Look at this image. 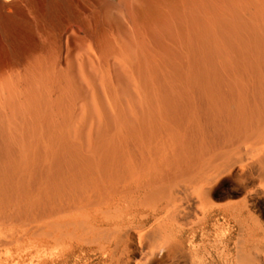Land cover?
<instances>
[{
  "label": "bare ground",
  "instance_id": "6f19581e",
  "mask_svg": "<svg viewBox=\"0 0 264 264\" xmlns=\"http://www.w3.org/2000/svg\"><path fill=\"white\" fill-rule=\"evenodd\" d=\"M249 148L264 0H0V233L171 237L189 170Z\"/></svg>",
  "mask_w": 264,
  "mask_h": 264
},
{
  "label": "rangeland",
  "instance_id": "374dc122",
  "mask_svg": "<svg viewBox=\"0 0 264 264\" xmlns=\"http://www.w3.org/2000/svg\"><path fill=\"white\" fill-rule=\"evenodd\" d=\"M254 154L249 148L241 158L223 154L194 165L179 213L167 220L171 237L152 217L128 232L102 225L47 237L8 229L0 233L9 241L0 242V264H264V170Z\"/></svg>",
  "mask_w": 264,
  "mask_h": 264
}]
</instances>
